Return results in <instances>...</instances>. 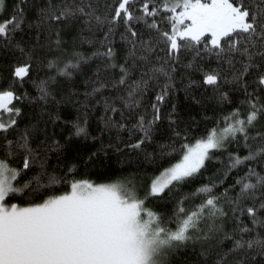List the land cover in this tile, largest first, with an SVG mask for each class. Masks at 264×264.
<instances>
[{"label": "snow or ice", "instance_id": "obj_1", "mask_svg": "<svg viewBox=\"0 0 264 264\" xmlns=\"http://www.w3.org/2000/svg\"><path fill=\"white\" fill-rule=\"evenodd\" d=\"M0 16V264H264V0Z\"/></svg>", "mask_w": 264, "mask_h": 264}, {"label": "trees", "instance_id": "obj_2", "mask_svg": "<svg viewBox=\"0 0 264 264\" xmlns=\"http://www.w3.org/2000/svg\"><path fill=\"white\" fill-rule=\"evenodd\" d=\"M257 2H259V0H257ZM8 3L10 5L11 4V0H8ZM32 15H33V13L30 11L29 12V16H32ZM2 19H3V17L0 16V20H2ZM182 56H190V54L189 53H182ZM200 63H202L206 69L211 68V66H212V61L209 60V59L200 61ZM189 71L191 72V75H192L193 79H200V77H201V73L200 72L195 71V70H189ZM35 75H36V73L33 72V76H35ZM25 87H27V88H29L31 90L30 85L25 84ZM21 91H23V89H21ZM208 91L210 93L211 89H209ZM176 99H177V103L179 105H183L184 104L185 97H184V93H183L182 90L179 91L176 94ZM166 110H167V105H165V111ZM97 115H99L98 112H97ZM91 124H92L93 128L96 127V118H95V116H93L91 118ZM65 135H66V133H65ZM125 135H126V133H125ZM121 168H122V166L120 164L115 163L114 166L112 168L108 169L107 171H105L104 169L93 170L90 173H88L85 176V178L93 179L96 182H105V181H109V180H115V179L119 178L122 175H126L128 171H131V169H125V170L121 171ZM138 179L140 180L141 183H143V180H144L143 177H138ZM184 188H185V190H187L188 186L185 185ZM148 204H149V206H153V207H157V208H161V209L166 208V207H171L170 203L161 205V204H158L157 201H155V200H150L148 202Z\"/></svg>", "mask_w": 264, "mask_h": 264}, {"label": "rangeland", "instance_id": "obj_3", "mask_svg": "<svg viewBox=\"0 0 264 264\" xmlns=\"http://www.w3.org/2000/svg\"><path fill=\"white\" fill-rule=\"evenodd\" d=\"M5 116H6V114H5Z\"/></svg>", "mask_w": 264, "mask_h": 264}]
</instances>
